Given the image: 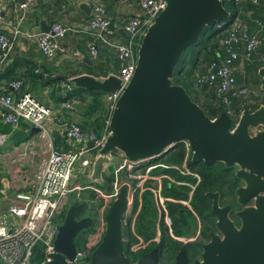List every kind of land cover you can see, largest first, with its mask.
<instances>
[{
	"label": "water",
	"instance_id": "obj_1",
	"mask_svg": "<svg viewBox=\"0 0 264 264\" xmlns=\"http://www.w3.org/2000/svg\"><path fill=\"white\" fill-rule=\"evenodd\" d=\"M228 17L222 0H166L141 38L134 74L116 102L104 145L90 173L84 171L87 182L104 185L103 174L115 164L116 157L130 161L156 159L185 141L192 162H221L235 168V177L244 184L235 189L241 206L235 213L239 225L229 217L230 206L219 205L218 192H208L217 232L209 233V240L192 262L182 245L170 264H264V104L253 111L242 110L232 127L228 114L209 118L182 85L172 83L185 49L198 40L206 26ZM40 24L43 31H49L44 21ZM257 75L264 90V66L258 68ZM69 81L75 88L103 93L114 92L120 86L115 74L99 78L80 74ZM37 132L36 127L16 131L11 140H27ZM55 133L52 131L54 137ZM250 200L252 204H247ZM98 204L91 201L88 192L80 199L73 196L58 225L54 249L45 253L38 264H163L155 246L135 261L123 251L126 186L108 205L104 234L88 262L82 261L81 243L88 229L98 224L92 215Z\"/></svg>",
	"mask_w": 264,
	"mask_h": 264
},
{
	"label": "built area",
	"instance_id": "obj_2",
	"mask_svg": "<svg viewBox=\"0 0 264 264\" xmlns=\"http://www.w3.org/2000/svg\"><path fill=\"white\" fill-rule=\"evenodd\" d=\"M11 1L0 0V70L10 62L16 40L20 36L33 39L40 52L52 59L64 52V48L59 45V38L71 32L86 33L91 35L95 41L108 46L119 60L120 69L116 76L120 80V86L116 91L105 93L102 96L106 104L107 116L105 127L101 135L97 136L93 131H84L77 122L71 121L64 115V111L73 109L75 102L71 100L74 98H66L59 101L57 106L50 107L40 102L31 93L22 91L21 80L7 82L11 91L0 93V120L14 132L18 131L23 123L29 127L38 128L37 134L43 141V148L41 161L32 174L31 190L17 193L5 210L0 209V264H37L33 259L36 246H40L44 254L51 252L54 249L53 242L58 228L55 217L63 212L71 194L80 199L82 191H91L95 195L93 201L99 203V217L96 218L98 224L93 226L92 231L85 234L84 245L80 253L84 262H86L87 255L90 256L91 251L100 242L105 231V211L122 186L127 187V210L122 224L127 223L128 210L133 203L136 200L138 203L132 219L130 218L131 233L136 239L129 247L130 252H141L151 242L137 235L134 229L142 196L146 191L151 193L158 210L156 224L158 237L161 234L159 222L162 220L173 238L183 242L192 240L193 238L174 235L166 207V201H173L182 203L192 210L191 200L195 186L200 181V175L187 164L191 150L186 141L183 142L185 156L180 164H166L163 161L146 158L130 161L124 156L116 157L112 172H109L110 169L108 171L112 179L109 183L104 181L105 188L93 183L85 185L72 183L77 165L85 176V169H87V174L90 173L92 163L98 155L97 152L104 145L109 132V122L116 108V102L134 74L141 38L149 24L165 7L166 0H136L139 11L121 25H114L104 6L96 3L90 18L85 23L74 26L54 23L48 32L23 30L27 10L35 0H16L15 20L11 24V32H6L2 29L3 12ZM43 1L49 2L50 0ZM251 1L258 2V0ZM220 25L222 22L219 23ZM119 32L125 34L124 41L118 40ZM260 42L257 34L248 32L237 18L234 19L227 30L226 37L221 40L223 54L212 60L205 72L197 76V85L215 87L217 93L221 95L228 92L235 83L234 62L240 57L249 60ZM88 49L93 57L97 55L95 42H90ZM239 49H242V53ZM60 86L66 95L73 90L69 80L60 82ZM247 93L248 88L242 86L234 94L245 95ZM225 102L229 103L226 98ZM49 123H52L62 136L58 143L52 135ZM5 137L6 134H0V144L4 143ZM26 146L29 149L32 148L33 141L28 142L27 145L15 144L12 150L16 154L26 155ZM169 169L172 170L171 173L166 172ZM126 172L128 179H123L122 173ZM131 178H133L132 182L129 181ZM164 184H167V187H184L186 198L177 200L165 197L162 193Z\"/></svg>",
	"mask_w": 264,
	"mask_h": 264
},
{
	"label": "trees",
	"instance_id": "obj_3",
	"mask_svg": "<svg viewBox=\"0 0 264 264\" xmlns=\"http://www.w3.org/2000/svg\"><path fill=\"white\" fill-rule=\"evenodd\" d=\"M222 1L224 7L229 12V17L222 21V25L220 26L219 23L206 26L198 40L185 49V52L182 55L172 76V83L182 85L191 99L201 107L205 115L209 118L213 119L223 112L228 114L233 127L237 122L239 114L242 110L246 109L253 111L258 107L259 103V100L255 95L258 93L256 92L258 90L256 88H258L259 84L257 70L260 67L261 62L257 61L255 57L257 56L259 49L260 51L264 52V0H258L257 3H253L251 0ZM236 18L242 23L248 32L257 34V36H260L261 39V44L251 55L249 60L240 57L234 62V65L237 62H240V60H245L247 63H251L248 67L250 74L247 78V82L249 84L242 85L248 88V95H250L248 100L244 99V97H247L246 94H234L240 87H242L240 86L241 84H237V77H235V83L233 87L222 95L217 93L215 87L197 85L196 83L197 76L205 72L207 65L212 60L216 59L218 55L223 54L221 49V40L226 37L230 24ZM68 34L71 33H67L65 35ZM82 35L87 37V45L90 42H95L97 45V55L94 57L95 60L93 61V65L95 66V69L98 70L100 75L103 77L107 76L108 74L116 75L120 69V62L116 58L113 51L108 46L95 41L91 35L86 33H82ZM119 35L123 36L125 40V34L123 32H119ZM239 52L242 53V49H239ZM8 65L4 67L3 71H0V79L6 78L7 81L10 82L12 81L10 79L14 80V75L9 72ZM7 74L12 76H7ZM16 80L20 79L16 78ZM91 93L94 94L90 95ZM103 94L105 93L96 90H84L75 87L68 94V98H74L71 100L73 103L75 102L71 111H74L75 109L78 111V116L80 119L78 124L80 127L84 131H93L97 136L101 135L105 127V119L107 116L106 104L102 100ZM225 98L229 103L225 102ZM64 99L65 97H63V100ZM262 103H264V96L262 98ZM0 131H9L8 125L2 123V126H0ZM184 156V144L179 143L168 153L163 154L156 159L162 160V158H165V160L170 161L173 164H180L183 161ZM188 166L189 168L197 171L201 177V181L197 185L191 200V211L195 213V215H197L200 220L202 226L201 233L193 241H179L169 234L168 228L161 220L159 222L161 227L160 239L157 242H153L152 246H155L158 249L159 261L163 264L172 263L174 261L175 254L182 245H184L186 248V253L190 262H192L195 257L199 256L202 244L209 239L208 232L210 230H215L213 223L214 218L210 214L211 199L207 195L208 192H218L220 204L229 203L233 206L235 204L236 206V203L234 200L232 201V198L234 195L235 186L237 185V180L233 174L232 167L226 166L221 162H215L211 165H206L202 161L192 162L190 159L188 160ZM122 178L128 179L127 172L122 173ZM106 180L108 181L109 179ZM129 181L132 182L133 178L129 179ZM149 193L150 192L146 191L143 194V201L135 220L136 229L140 236H142L144 239H149L151 237L148 236V231L146 229L140 228V225L137 227L138 221L140 223H148L155 233L156 220L153 215L149 214V208L147 205H145L146 203L144 199V197L149 195ZM162 193L165 197H171L177 200L186 198L184 187H167V184H164ZM1 196L2 195L0 193V198ZM149 196L152 199V195ZM166 207L171 218V225L174 235L177 237L186 238L194 236L197 230V221L194 214L186 206L178 202L166 201ZM60 215H63V213ZM191 217L192 221L190 222ZM126 220L127 223L122 224L123 251L131 261H135L142 253L150 250L152 246L141 251V254L138 257L131 259L130 256L132 252L129 251V247L136 239L131 233L130 215ZM92 230L93 228L90 231ZM84 238L81 243L82 246L84 245ZM34 255V262L37 264L43 262L44 251L40 248V246L35 247ZM88 259L89 255L86 257V262H88Z\"/></svg>",
	"mask_w": 264,
	"mask_h": 264
},
{
	"label": "crops",
	"instance_id": "obj_4",
	"mask_svg": "<svg viewBox=\"0 0 264 264\" xmlns=\"http://www.w3.org/2000/svg\"><path fill=\"white\" fill-rule=\"evenodd\" d=\"M17 1L12 0L4 9L2 29L6 32H11V24L15 20L17 11ZM96 3H101L104 6L114 25L123 24L139 11L135 0H50L49 2L35 0L27 10L22 29L45 32L41 29V21H44V24L48 26L54 23L72 26L85 23L90 18ZM118 40L123 41L124 37L120 36ZM87 41V37L83 36L82 33L71 32V34L64 35L58 39L59 45L64 48V52L50 59L40 52L33 39L20 36L16 40L9 65L7 64L8 70L14 75V80L19 78L22 81V91L31 93L47 106L55 107L59 101L63 100V97L66 99V92L61 88L60 82L68 81L80 74H89L96 78L103 77L93 65L95 58L89 52ZM255 58L261 62L260 66H264V52L259 49ZM250 64L245 60H240L234 65V75L237 77V84H241L240 86L249 84L247 78L250 74L248 70ZM3 70L4 68L0 71ZM12 75L7 74V76ZM7 82L6 78L0 79V93L11 91ZM69 83L72 84L70 81ZM256 89H258L256 91L258 93L255 96L259 100V106L264 104L262 103L264 90L260 88V84ZM246 96L244 99L248 100L250 95L247 93ZM64 115L73 122L78 123L80 120L76 109L74 111L66 110ZM2 123L0 120V126ZM49 127L50 130L56 132L54 139L58 143L62 136L52 123H49ZM8 128L9 131H0V134H6L4 143L0 144L1 210L7 208L17 193L31 190L32 174L41 161V145L43 146V141L38 136V132L32 134L27 140L13 142L11 135L14 131L9 126ZM30 128L29 125L23 123L18 131H28ZM31 141H33V146L30 149L26 146V155L16 154L12 150V146L15 144L27 145ZM30 167L31 170H29Z\"/></svg>",
	"mask_w": 264,
	"mask_h": 264
},
{
	"label": "rangeland",
	"instance_id": "obj_5",
	"mask_svg": "<svg viewBox=\"0 0 264 264\" xmlns=\"http://www.w3.org/2000/svg\"><path fill=\"white\" fill-rule=\"evenodd\" d=\"M94 93H91L90 95H93ZM89 100V99H88ZM39 140V139H38ZM39 141H41V140H39ZM41 145V144H40ZM40 148V147H39ZM41 148H43V146L41 145ZM40 155H41V157H42V149H41V152H40ZM41 159V158H40ZM190 159V158H189ZM156 160H159V161H163L164 163H166V164H172V162H170V161H167V160H165V158H162V160H160V159H156ZM187 164H188V162H187ZM29 170H31V167L29 168ZM112 170H113V167H110V171L109 172H112ZM166 172H168V173H171L172 172V170H166ZM107 177H109V178H107ZM103 178H104V181L106 182V183H109L110 181H111V179H112V177H111V174H107V173H104L103 174ZM106 179H109L108 181L106 180ZM72 183L73 184H80V185H85V184H88L89 182H87V180H86V176L82 173V171H80L79 170V168H78V165H77V167H76V170H75V176H74V178H73V180H72ZM93 184H95V185H97V186H99V187H102V188H105V185H103V184H98V183H93ZM163 188V187H162ZM86 191H82L81 192V196L85 193ZM89 193H90V199L92 198V199H94L95 198V195L91 192V191H88ZM74 194H71L69 197V201H70V199H72V196H73ZM149 195H151L150 193H149ZM149 195H147V196H145L144 197V199H145V205H147V207L149 208L148 210H149V214L150 215H153L154 217H155V220H156V223H155V233H154V230L153 229H151V227L149 226V224L148 223H146V222H144V223H140L139 221L137 222L138 224H137V227H139V225H140V228H144V229H146L147 231H148V236L149 237H151V238H146L145 240H151V242H149V244L148 245H146L145 246V248L143 249V250H145V249H147L148 247H151L152 246V244H153V242H157V241H159V239H160V237H158V235H157V233H156V224H157V221H158V210H157V207H156V205H155V203H154V201L152 202V200H153V198L151 199V197L149 196ZM149 199H150V201H149ZM179 200H182V199H179ZM69 201H68V203H69ZM142 201H143V196H142ZM68 203H67V205L65 206V209H63V215H59V216H56L55 217V222H56V224L57 225H59V224H61V222L63 221V218H64V215H65V210H66V208H67V206H68ZM153 203H154V205H153ZM179 203V202H178ZM136 204V205H135ZM137 200L133 203V205L130 207V210H128L129 212H128V215H130V216H132L133 215V213L136 211V208H137ZM142 204V203H141ZM180 204H182V203H180ZM183 205V204H182ZM154 206H155V208H156V210H155V208H154ZM185 206V205H184ZM187 207V206H186ZM97 208V210H95V212H94V210L92 211V215L95 217V218H97V217H99V214H98V206L96 207ZM195 216V218L197 217L196 215H194ZM192 218V217H191ZM136 220V219H135ZM91 228V227H90ZM93 228V227H92ZM91 228V229H92ZM91 229H88V231H90ZM134 229H135V232H136V234L137 235H139L140 236V234L138 233V231H137V229H136V226H135V224H134ZM87 231V232H88ZM86 232V233H87ZM154 235V236H153ZM153 236V237H152ZM142 237V236H141ZM156 237V238H155ZM143 238V237H142ZM193 239H194V237H192ZM192 239V240H193ZM144 240V239H143ZM177 240V239H176ZM179 241H182V240H179ZM189 241H191V240H189ZM153 247V246H152ZM151 247V248H152ZM142 250V251H143ZM137 254V255H136ZM141 254V252H137V253H131V259H134L135 257H138L139 255ZM134 255V256H133ZM130 259V258H129ZM164 261V260H163ZM166 261V260H165Z\"/></svg>",
	"mask_w": 264,
	"mask_h": 264
},
{
	"label": "flooded vegetation",
	"instance_id": "obj_6",
	"mask_svg": "<svg viewBox=\"0 0 264 264\" xmlns=\"http://www.w3.org/2000/svg\"><path fill=\"white\" fill-rule=\"evenodd\" d=\"M232 171H233V174L235 173V168L234 167H232ZM234 176H235V174H234ZM235 179L237 180V185L235 186V189L237 188V187H240V186H243L244 184L242 183V181L239 179V178H237V177H235ZM200 181H201V177H200ZM199 181V182H200ZM199 184V183H198ZM197 184V185H198ZM197 185L195 186V189H194V191L196 190V187H197ZM235 189H234V195H233V198H232V201L234 200L235 201V203H236V206H235V204H234V206L233 205H231V204H229V203H226V204H220L219 203V205L220 206H224V205H229L230 206V210H229V217L233 220V222L235 223V225L236 226H238L239 225V220L237 219V217H236V215H235V213H236V211L238 210V209H240L241 208V206L238 204V202H237V198H236V195H235ZM193 194H194V192H193ZM208 195V194H207ZM210 197V196H209ZM210 199H211V204H212V198L210 197ZM218 200H219V196H218ZM91 201L92 202H94L93 201V199L91 198ZM252 200H250V201H248L247 202V204H252ZM95 204L96 203H98V202H94ZM94 212H95V210H97V208L95 207L94 209ZM66 211V210H65ZM191 211V210H190ZM192 212V211H191ZM193 213V212H192ZM194 215H195V213H193ZM210 214H211V206H210ZM212 215V214H211ZM197 216V215H196ZM213 216V215H212ZM213 218H214V221H213V223H214V227H215V221H216V219H215V217L213 216ZM192 221V218H191V220H190V222ZM196 221H197V230H196V232H195V234H194V236H192V237H194V239L193 240H195L196 238H197V236L198 235H200V233H201V229H202V226H201V223H200V220H199V218H198V216L196 217ZM210 232H217L216 231V229L215 230H210L209 232H208V235H209V233ZM192 237H190V238H192ZM193 240H191V241H193ZM209 240V239H208ZM207 242V241H206ZM199 257V256H198Z\"/></svg>",
	"mask_w": 264,
	"mask_h": 264
}]
</instances>
